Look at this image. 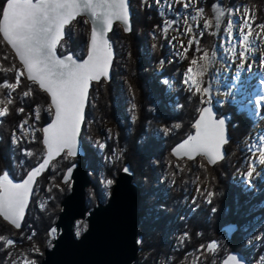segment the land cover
Masks as SVG:
<instances>
[{
	"label": "trees",
	"instance_id": "obj_1",
	"mask_svg": "<svg viewBox=\"0 0 264 264\" xmlns=\"http://www.w3.org/2000/svg\"><path fill=\"white\" fill-rule=\"evenodd\" d=\"M5 3L6 0H0V12H2ZM216 4L219 5V0H206L203 8L206 13L211 14L210 12ZM131 6L133 30L128 35L122 29L120 31V36L127 39L129 56L124 72L120 74L125 75V78L130 82L128 98L136 105V108L133 109L136 119L131 121L127 115L124 106L126 104L123 102L125 100L123 95H127V93L120 85L119 72L115 73L116 76L113 72L112 81L103 83L95 91L91 89L86 114V118H89L91 115H96V112L103 122L110 121V131L104 132L106 145L100 152L99 148L95 149L89 146L83 139L87 153L86 162L89 168L93 169L94 175L102 168L104 169V176L112 180L128 165L134 173V182L144 191V187L141 186V179L148 177V179L153 180L152 177L155 174L153 160H160V153L164 148L173 158L172 147L194 131L193 123L204 104L201 102L200 95L190 93L185 85L178 88L173 96L169 95L168 88L162 81L165 78L173 77L179 80L178 70L181 63L172 61L162 71L155 72L156 66L168 56V47L165 40L161 38V34L158 33L159 30L153 28L152 30L158 36L156 45L151 52H143V48L148 50L146 34L137 31V18L134 15L136 8L133 0H131ZM258 6L259 9L262 8L260 7L261 4ZM149 13L154 16L150 28L159 25V20L156 19L157 13L155 11ZM74 22L78 24V27L75 29L71 26L67 27L66 37L63 41L65 47L61 48L59 50L61 53H59L73 52L74 55L84 57L87 54L90 26L87 24L86 29H82L79 26L82 24L80 19ZM144 27L146 30L147 26ZM109 36L112 40L111 34ZM214 43V36L207 34V32L204 33L203 37L200 38L201 52L211 49ZM196 47V44H193L190 49L191 52L195 51ZM5 56L8 57L7 60L4 59ZM117 57L116 52L114 62H116ZM187 61L188 59H185L183 62ZM12 65H15L19 70L22 69L16 56L3 41L0 34V69ZM16 75L15 72L4 73L0 71V84L5 81L14 83ZM20 80V85L12 93L13 104L8 106L9 115L0 117V174L8 171L10 179L15 182L23 179L28 171L44 158L45 148L42 145L41 129L52 118V115H49L46 110L50 107L48 96L36 84L28 82L25 76L20 77ZM29 88L32 89V94L29 97H23V91H27ZM8 91V89L0 87V99H4ZM0 106L4 107L3 104ZM21 107L25 110L23 113L18 111ZM34 109L39 114L38 120L34 119ZM218 109L220 115L231 116L228 122L231 141L226 149L228 155L234 153L229 163H219L214 167L209 166L206 171L209 172L210 177L208 187L203 193V187H200L193 203L183 211L182 221L178 223V226H175L181 241L172 253L170 252L173 256V264H178L186 258L189 259L193 254L201 255L199 264H221L231 251L241 252L248 261L252 252L246 249L248 234L246 230H243V227H251L256 219L259 220L258 222L264 221V189L259 190L260 187L257 183L252 188H245L241 183L233 180L235 173L246 158L245 151L242 149V141L251 132L255 122L246 113L240 112L230 105L218 107ZM25 119L29 121V124L21 130L20 125ZM160 124L166 125L172 130L165 136L161 134L156 137L153 128ZM28 127L38 129L35 136L28 132ZM25 131L28 133L27 136L23 135ZM28 152H31L32 155H27ZM67 165L70 166L71 164L68 163ZM187 165V168H190V162ZM68 166L60 170L57 175L58 180L63 177ZM49 174L50 170L38 179L35 189L38 192L37 196L39 195L37 190L41 189L39 188L40 183L42 181L46 183L45 178ZM200 178L204 180L203 175ZM0 179H2V175H0ZM181 179L183 176L177 178L171 194H168L166 198L163 194L160 195L164 199L159 204L167 208L166 216L162 215L163 219H160L159 222L148 223L151 230L149 239L152 241L150 247L155 255L164 253L168 248L166 242L168 230L173 228L175 218L181 212L183 203L191 190V186L186 185V188L181 185ZM182 191L186 193H182ZM68 193V190L52 188L46 195V201L41 208L36 205L37 196H35L29 207L24 228L21 230L15 229L0 216V240H2L0 243V264H4V260L8 257V251L11 250L12 252L13 250V246L9 250L8 240L17 242L19 248L26 247L27 253H29L28 248L30 247L32 253L27 258L28 260L34 259L37 264L43 260L42 253L52 247L49 229L55 224L61 212L60 204ZM208 193L213 195L209 197ZM97 198L103 202L104 197L102 195H98ZM209 199H211V203L208 202ZM142 208L143 218L146 210L143 205ZM28 222L30 224H27ZM229 223L239 226L238 231L231 239L223 231V227ZM143 235L144 230L140 226L139 236L143 237ZM216 239L218 242L221 239L227 240L228 243L225 245L220 242L219 250L214 255L213 252H207L206 245L212 241L216 242ZM260 243L264 247V232ZM263 247L258 249L257 254L264 253ZM36 248H39L40 251L36 252ZM145 249L147 246L143 244L141 251Z\"/></svg>",
	"mask_w": 264,
	"mask_h": 264
},
{
	"label": "rangeland",
	"instance_id": "obj_2",
	"mask_svg": "<svg viewBox=\"0 0 264 264\" xmlns=\"http://www.w3.org/2000/svg\"><path fill=\"white\" fill-rule=\"evenodd\" d=\"M205 1L206 0H191L190 6L188 8H185L184 4L189 3V0H186L184 2L181 0H179V2H177V0H159V4H157L156 0H133V4L136 8V13H134V15H136L137 18V31L146 34L145 39L148 50H145L143 48V52H151L155 47L156 38H158V36L152 29H158V33L161 34V38L166 42L169 53L163 61V64L159 63L156 66L155 72L162 71L167 66V64L172 61L181 63L179 64L181 65V67L178 70L179 80H176V78L173 77L165 78L162 81L167 86L169 95L173 96L178 88L185 85L183 83V75L186 72L187 67L190 66V60L194 57L197 59L198 63L196 68L198 71L200 70V65L204 63L202 60H200V56L203 54V51L201 52V54H199L196 51L191 52V48L187 51L186 59H188V61L183 62L185 58H182L181 53L185 48H188L189 40L192 39L193 36H195L196 39L200 40V38L203 37L200 35L201 32L203 34L207 32V34L209 35H213V33H215V35H213L215 38L213 47L209 50L206 49L204 51L209 52V58H211V52L213 51L217 53V56L215 61L209 65L208 72L200 79L204 81L206 86H209L211 88L210 99L211 102L215 103L217 107L222 108L226 105H230L237 108L240 112L246 113L247 116L254 120L255 123L251 132L242 141V149H244L245 151L246 158L240 169L235 173L233 180L234 182L241 183L245 188H252L257 183V185H259L260 187L259 190H261L264 189V164L260 163V156L262 153H264V107L257 106L256 101L264 96V59H262L264 58V28L260 27V25L264 24V0H219V5L217 6L216 4V6L213 7L212 12H210L211 14L206 13L203 8ZM258 4H261V9H259ZM148 11H155L157 13L156 19L159 20V25H155L154 27L150 28L151 23L154 21V16ZM219 13H223V15H220L219 20H217V16ZM78 19H80V21L82 22L81 25L79 24L82 29H86L85 27L87 24L90 26L88 20L85 17H80ZM245 19H247L252 26V36L249 39L253 42V44L250 48L249 53H246L248 59L245 62L244 70L240 71V61L238 53L242 49V47L245 46L240 44L239 28L242 26V21ZM168 21H171L173 23L170 27H168L167 32H165L163 31V28L165 26V23ZM209 21H211V26L205 28V24ZM230 21L233 25V32L229 37L227 35L226 25ZM189 25L192 26V32L184 35V30ZM70 26L75 29L78 27V24L74 22ZM144 26H147L146 30ZM121 29V26L117 25L115 29L110 33L118 56L116 58V62H114L115 64L113 65L114 76H116L115 73L119 72L120 74L124 72L127 60L129 58L128 42L127 39H123L120 36ZM247 31L248 28L245 27L244 32L246 33ZM63 41L61 43H63ZM181 43H183L184 48L180 47ZM230 48H236L237 56L234 57L232 55V53L229 51ZM60 49L61 47L58 48V51ZM78 56L83 57L82 55ZM20 71L23 72V69H21ZM23 76L25 75H22L21 77ZM119 79L120 85H122L127 93V95H123L125 97V100L123 102L126 104L124 106L126 107V112L129 119L133 121L136 119V115L135 111L133 110L134 104L128 98V95L130 94L128 92L130 82L125 78V75L120 74ZM105 82L106 81L93 83L94 85L92 91L97 90L98 87H100V85ZM41 91L44 92L43 90ZM45 94L50 100L49 95L47 93ZM200 97L201 99H205L202 96ZM49 106L51 107V103L49 104ZM0 108L2 107L0 106ZM95 114L96 115H91L89 116V118H86L83 127L84 130L82 131L81 137L82 139L84 138L86 140L89 146H92L95 149L99 148L101 152L104 147H100V144L106 145V135H104V132L110 131L111 124L110 121L103 122L100 119V115L96 112ZM219 114L221 113L219 112ZM227 119L229 122L231 116H227ZM165 129H167L168 131H165ZM27 130L32 136L33 132H35V135L38 132V129H36L35 127L33 129H30L28 127ZM171 130L172 129L168 126L160 124L158 126H154L153 133L156 137H159V135L161 134L165 136ZM233 153L234 152H232L230 155H228L227 153L228 156L220 163H229ZM75 161H77V159L62 155L52 163L51 168L49 169L50 174L45 178L46 183L42 181L39 185V188H41L40 190H37L39 191V195L37 196L38 192H34L33 198L37 196L35 203L38 207H43V204L46 201V195L49 194L52 188L68 190V192L70 193L71 183L64 184L62 182V178L58 180L57 175L61 169L68 166V163L72 164ZM188 162H190V168H187ZM97 164L100 167V164L98 162ZM153 164L155 166V174L154 177H152L153 180L148 179V177H142L141 179V186L144 187L143 197L141 201V213L143 210L142 205L144 206L146 213L143 215L140 225L143 227L144 235L143 237H139V240L140 247L145 244L147 246V249L143 251L140 250L139 258L136 263L173 264V256L170 254V252L172 253L177 244L181 241V237L179 236L178 230L176 231L175 226H178V223L182 221L183 211L193 203L194 198L200 190V187H203L202 193L208 187L210 177L208 174L209 172L206 171L208 170L210 165L207 163L205 157L203 156H199L192 161H189L187 159H175L174 157L172 158L167 153L166 148L162 149L160 153V160L154 159ZM86 165L93 181V184L87 188V203L88 206L92 209L97 205V201L100 200L97 198L98 195H102L104 197L103 202H106L109 199L111 190L117 177L115 179H112V185H108L107 181L111 179H107V176H104V169L100 168L98 173L94 175L93 169L89 168L87 162ZM249 171L253 172L252 177L247 176V173ZM6 173L8 174V171H6ZM202 175L204 176V180L200 178L202 177ZM180 176H183V179H181V185H184V187H186V185L191 186V190L183 203L181 212L175 218L173 228H170V230H168V234L166 237L168 248L164 253L155 255L153 249L150 247L152 241L151 239H149L151 230L148 226V223H152L153 221L159 222L160 219H163L162 215L166 216L167 208L159 204V202L164 199L163 197H161V194H163L165 198L168 196V194H171L170 192L171 190H173V185L176 182L177 178H180ZM182 193L186 192L182 191ZM61 209L62 207L60 204V210ZM258 221L259 220L256 219L251 227H243V230H246L248 234V240L245 245L246 249H249L252 252L250 260H248L249 264H264V253L260 255L257 254L258 249L260 250V248L263 247L260 242L264 232V221ZM25 222L26 220L24 221V225ZM27 224H30V222H28ZM261 226H263V228H261ZM86 228L87 224L85 220L77 221L74 226L76 236L80 237V235L86 230ZM145 237H147V239H145ZM1 241L2 240H0V243ZM214 242L215 241L208 243L206 247ZM220 242H223V244L225 245L228 243L227 240L221 239L218 242V239H216L215 244L217 245V247L211 251L214 255L219 250ZM9 246V250L11 249V246H13V250L12 252L11 250L8 251L7 258L4 257L6 258V260H4V264H29V262L35 261L34 259H30L31 261L27 259L31 256L32 253L30 247H27L29 251V253H27L25 251L26 247L19 248L17 242L13 241V243ZM207 252L211 253L208 250ZM44 253L45 252L42 253L43 258ZM199 260L201 261V255L193 254L189 259L186 258L178 264H199Z\"/></svg>",
	"mask_w": 264,
	"mask_h": 264
},
{
	"label": "snow or ice",
	"instance_id": "obj_3",
	"mask_svg": "<svg viewBox=\"0 0 264 264\" xmlns=\"http://www.w3.org/2000/svg\"><path fill=\"white\" fill-rule=\"evenodd\" d=\"M159 4V0H156ZM179 2V0H177ZM189 3H185L184 7L188 8ZM202 11V10H201ZM89 14L94 22L91 33L90 50L87 59L78 63L71 55H65L63 58L57 55L58 46L63 48L65 44L61 43L64 39V29L77 16ZM219 13L217 20H219ZM2 20H0V33L3 34V41L11 45L15 50V55L19 58L20 63L26 70V79L39 86V89L49 94L51 97V107L46 110L49 115L54 116V122L48 127L43 128L44 136L42 143L46 146L47 154L36 168L30 171L27 178L22 183H13L9 179L7 173L0 174V216L9 221L15 228L21 227V221L25 215V209L29 201V197L33 191L35 178L39 173L44 171L50 160L64 154L67 157H75L78 153V137L81 125L85 119V106L88 100L90 84L93 81L99 82L101 78H108L109 69L113 61V45L109 42L106 33L113 27V23L119 21L125 25L124 31L130 32L129 7L127 0H6V6L0 12ZM194 19V18H193ZM173 22L165 23L163 31L167 32L168 27ZM101 25L102 28L97 29L95 25ZM211 26V21L205 24V28ZM248 31L245 33L244 28ZM264 28V24L260 25ZM227 35L230 37L233 32V25L230 21L227 25ZM192 32V26L189 25L184 30V35ZM240 44L245 46L239 51V70H244V65L253 42L249 39L252 36V26L247 19L242 21L239 28ZM203 36V33H200ZM215 35V33H213ZM175 39V38H173ZM196 44L195 51L201 52L200 40L193 36L188 42V48L181 53L182 58H187V51ZM184 48L183 43L180 45ZM229 51L235 57L237 56L236 48H230ZM217 53L203 51L200 60L204 63L200 65L198 71L197 59L194 57L190 60V66L187 67L183 75V83L187 86L190 93H195L204 97L201 102L205 105L211 103V88L206 86L204 81L200 79L207 72L209 65L216 59ZM8 59L7 56L4 57ZM264 59V58H262ZM163 64V61H161ZM4 73L15 72V82H3L0 87L8 89V93L4 99H0V104L4 107L0 108V117L9 115V105L13 104L12 93L16 91L20 85V77L24 75L15 65L0 69ZM32 89L23 91V97H29ZM257 106L264 107V96L256 101ZM136 105H133V109ZM54 109V111H53ZM18 111L23 113V107ZM34 119L38 120L39 114L37 110H33ZM27 119L23 120L20 125L23 130L28 125ZM177 127H179L177 125ZM196 133L188 137L175 150L173 155L187 156L192 159L194 156H203L209 164L214 165L217 159H222L221 147L228 143L225 132V120L217 119L210 107L201 109L199 120L195 123ZM165 131H168L165 129ZM24 136L28 133L23 132ZM35 136V132H33ZM19 140V137H17ZM100 147H105L100 144ZM31 156L32 153L28 152ZM260 163L264 164V153L260 156ZM127 173L129 170L124 169ZM253 172L247 173L248 177H252ZM72 176L71 168L68 169L67 177ZM65 184L69 183V179L65 178ZM108 185L113 184V180L107 181ZM213 194L208 193L211 197ZM211 203V199L208 200ZM54 235L56 229H51ZM7 243L11 245L12 240ZM217 245L211 243L207 246V250L211 252ZM36 252L40 249L36 248ZM30 264H36L31 261ZM225 264H238L235 256H230Z\"/></svg>",
	"mask_w": 264,
	"mask_h": 264
},
{
	"label": "water",
	"instance_id": "obj_4",
	"mask_svg": "<svg viewBox=\"0 0 264 264\" xmlns=\"http://www.w3.org/2000/svg\"><path fill=\"white\" fill-rule=\"evenodd\" d=\"M181 1L184 2L186 0ZM127 2L129 7V22L131 31L125 32V25L119 21H116L113 23L112 29L106 33L109 42L113 45V61L109 69L108 78H101L99 82H110L113 78V65L116 57V50L113 41L110 39V33L115 29L117 25L121 26L125 34H130L133 30V11L131 6V0H127ZM5 6L6 3L4 7ZM80 17H85L90 24V35L87 48L88 54L90 50L91 33L94 27V22L89 14L79 15L68 25H66L64 29V39L66 37L67 27H69L74 21H76ZM0 20H2V16ZM95 27L97 29L102 28V26L98 24L95 25ZM0 34L3 38V34ZM8 46L15 54V50L12 49L11 45ZM58 48L57 55L61 58H63L65 55H71L74 59L77 60L78 63L83 62L87 59V54L84 57L74 55L73 52L60 54ZM16 58L20 63L19 58L17 56ZM20 65L22 66L24 75L26 77V70L23 68V65L21 63ZM99 82L93 81L90 84L88 100L85 106V119L81 125L78 137V154L75 157H71L77 159V161H75L66 168L65 173L62 177V182L65 178L69 179V183H71V191L61 202V212L58 215L55 224L49 229V234L52 238V247L45 250L44 258L39 264H135L139 258V253L141 250L139 240V228L142 220L141 201L143 197V191L141 187L134 182V175L130 167L126 165L123 170L119 173L111 190L110 197L106 202L98 200L97 205L94 206L92 209L88 206L87 203V188L93 184V181L89 174L85 161L87 153L85 145L81 138V133L83 131L84 123L86 120L90 92L93 83ZM206 106L212 109L213 115L217 119L225 120V132L228 143L222 145L221 147V155L223 158L217 159V162L214 165L209 164L207 162L210 166H215L217 163L222 162L225 157L228 156L226 145L229 144L231 141V134L228 126L227 115H220L218 107L213 102L207 105L204 104L201 109ZM200 115L201 110L193 123L194 128L195 123L199 120ZM51 122H54V116H52V119L49 122L43 125L42 138L44 136L43 128L48 127ZM195 133L196 128L185 139H183L172 147L171 154L175 159H187L189 161H192L199 157V155H197L194 156L192 159H189L187 156L173 155L174 150L188 137L195 135ZM44 148V158H46V146H44ZM62 155L64 154H61L59 157H61ZM59 157H55L50 160L49 166L44 171L39 173L35 178V183L33 184V191L29 197V201L25 209V215L21 221V227L19 229L15 228L14 225H12L9 221H6L3 216H1L8 224H10L15 229L20 230L24 226V221L28 214L29 207L32 203L38 179L42 177L43 174L51 168L52 163L56 161ZM38 164L32 167L23 179L19 180L18 182L13 181V183H22L27 178V175L30 173V171L36 168ZM69 168H71L72 170V176L70 178L67 177V172ZM125 168L129 170L127 173L124 171ZM79 220H85L87 228L80 235V237H77L74 226ZM53 228L56 229L54 235L50 232V230ZM238 229V225L234 223H229L223 227V231L226 233L229 239L233 237V235L237 232ZM230 256H235L237 258L238 264H249L245 255L239 251H231L222 260L221 264H225V261Z\"/></svg>",
	"mask_w": 264,
	"mask_h": 264
},
{
	"label": "bare ground",
	"instance_id": "obj_5",
	"mask_svg": "<svg viewBox=\"0 0 264 264\" xmlns=\"http://www.w3.org/2000/svg\"><path fill=\"white\" fill-rule=\"evenodd\" d=\"M82 134V133H81ZM82 138V137H81ZM83 140V139H82ZM83 143H84V141H83ZM84 145H85V143H84ZM228 145V144H227ZM87 155V154H86ZM226 158V157H225ZM86 159V158H85ZM147 176V175H146ZM239 227V226H238Z\"/></svg>",
	"mask_w": 264,
	"mask_h": 264
}]
</instances>
